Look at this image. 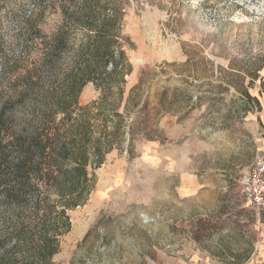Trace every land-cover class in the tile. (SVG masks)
<instances>
[{
  "label": "rangeland",
  "instance_id": "1",
  "mask_svg": "<svg viewBox=\"0 0 264 264\" xmlns=\"http://www.w3.org/2000/svg\"><path fill=\"white\" fill-rule=\"evenodd\" d=\"M71 1L0 0V106L27 94L10 114L63 90L87 33L66 21ZM108 1L132 66L119 106L124 129L90 168L85 202L67 208L68 231L58 224L49 264H249L260 229L240 181L264 158V0H100ZM63 27L70 40L50 71V37ZM78 97L77 111L96 113V84ZM45 219L0 205V248H12L23 223L20 237L37 238L29 221Z\"/></svg>",
  "mask_w": 264,
  "mask_h": 264
},
{
  "label": "trees",
  "instance_id": "2",
  "mask_svg": "<svg viewBox=\"0 0 264 264\" xmlns=\"http://www.w3.org/2000/svg\"><path fill=\"white\" fill-rule=\"evenodd\" d=\"M70 3V7L63 5L66 21L81 25L87 33L85 41L76 49L73 67L64 75L63 90L33 105L26 112L28 115L20 118L10 113L17 103L25 101V91H20L18 101L10 96L9 105L0 106V205L22 210L33 220H43L57 205H49L48 188H51L61 209L55 208L58 217L45 219L42 226L37 221L36 225L29 221L32 228L40 231L35 239L32 232L20 237L26 227L23 222L17 226L18 235L14 236L12 248H0V264H49L57 251L56 237L63 233L58 224L65 223L64 232L71 226L67 208L85 202L95 180L90 168L103 164L115 137L123 133L119 106L125 77L132 66L123 49L122 36L115 32L121 18L114 14L117 10L109 1ZM36 14L38 17L42 12ZM34 16L27 18L30 25L36 21ZM51 35L44 59V66L50 71L70 40L65 27ZM89 82L96 84L100 91L96 113L77 111L78 96ZM244 93L249 101L257 100L247 90ZM49 123H53L52 127ZM0 240L4 244L7 239L0 235Z\"/></svg>",
  "mask_w": 264,
  "mask_h": 264
},
{
  "label": "built area",
  "instance_id": "3",
  "mask_svg": "<svg viewBox=\"0 0 264 264\" xmlns=\"http://www.w3.org/2000/svg\"><path fill=\"white\" fill-rule=\"evenodd\" d=\"M240 194L254 210L264 212V158H258L244 173Z\"/></svg>",
  "mask_w": 264,
  "mask_h": 264
},
{
  "label": "crops",
  "instance_id": "4",
  "mask_svg": "<svg viewBox=\"0 0 264 264\" xmlns=\"http://www.w3.org/2000/svg\"><path fill=\"white\" fill-rule=\"evenodd\" d=\"M255 215L257 217V227L260 229V237L249 264H264V212L256 211Z\"/></svg>",
  "mask_w": 264,
  "mask_h": 264
}]
</instances>
